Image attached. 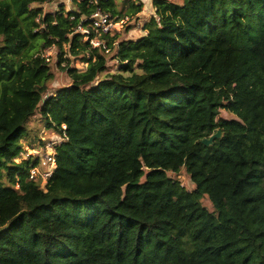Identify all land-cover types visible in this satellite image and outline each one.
Segmentation results:
<instances>
[{
    "label": "trees",
    "instance_id": "16d2710c",
    "mask_svg": "<svg viewBox=\"0 0 264 264\" xmlns=\"http://www.w3.org/2000/svg\"><path fill=\"white\" fill-rule=\"evenodd\" d=\"M52 1L0 0V264H264V0H153L106 49L91 15L142 2ZM54 47L71 83L49 95ZM37 115L64 140L45 187L18 162Z\"/></svg>",
    "mask_w": 264,
    "mask_h": 264
},
{
    "label": "rangeland",
    "instance_id": "374dc122",
    "mask_svg": "<svg viewBox=\"0 0 264 264\" xmlns=\"http://www.w3.org/2000/svg\"><path fill=\"white\" fill-rule=\"evenodd\" d=\"M136 1H138L137 3L142 2L144 4L143 12L134 19L126 18L125 20L120 21V22L114 19V23H117V24H114L109 34L111 35L118 34L120 35L121 39H133V40L138 39L145 34V32L143 31L145 22L149 21V19L155 14V10L153 8V0H136ZM170 1L174 3H178V4H181L183 2V0H170ZM51 7L47 6V9L49 8V10L47 11H45L46 9L44 8L45 13H48V12L52 13L54 9H57V8H51ZM72 8L74 7L71 5L70 7H67L66 10L69 11ZM49 53L51 55L50 64L56 76L55 81L50 87L49 95H51L52 93L56 92V90L67 87L71 83V81L69 77L67 76V73L61 69L65 66V64H63L62 67L59 68V65H58L59 50L54 47V48L49 49ZM68 58H70V60L73 62L72 66L79 69L81 72L87 69V64H84L81 59H77L71 56H69ZM117 71H118L117 61L114 60L113 55H109L108 72L116 73ZM104 77H105V74L101 77V79H103ZM39 116L40 115H37V117L33 119L31 123L29 124L30 130H32L31 131L32 137L36 138L35 139L36 141L33 144L30 143V140H24L21 142L24 150H23V156H20V158L23 157V159L18 160V162L28 161L30 158L40 157L43 168L47 171V175H50L49 171L51 167L55 166V164L51 165L46 158L50 155L54 156L55 154L54 147L57 144H60L62 141H61V138L57 136L52 129L47 128L45 122H43ZM220 117L225 118V119L235 118L234 115L228 112H225V111L221 112ZM47 154L49 155L46 156ZM39 176H40L39 173L36 172L35 180H37ZM170 177L180 180L182 185L187 190L191 191L195 188L190 176L185 172L184 169H182L178 175L170 174ZM45 184H46V178L42 177L41 187H45ZM202 204L209 211L211 212L214 211V208L208 198H204L202 200Z\"/></svg>",
    "mask_w": 264,
    "mask_h": 264
},
{
    "label": "built area",
    "instance_id": "2783aa9c",
    "mask_svg": "<svg viewBox=\"0 0 264 264\" xmlns=\"http://www.w3.org/2000/svg\"><path fill=\"white\" fill-rule=\"evenodd\" d=\"M53 4V5H52ZM51 5H52V7H51ZM73 6V1L72 0H53L52 2H50V3H46L45 4V11H47V10H49V8L47 9V6H49V7H51V8H57V9H54L53 10V12H57V11H59L60 9H61V7H64L65 8V10H66V8L67 7H70V6ZM73 9V8H72ZM71 9V10H72ZM70 11V10H69ZM91 19V26H92V29H93V31H94V34H95V37L92 39V41H91V43H92V45H93V47L94 48H98V47H101V46H103L104 47V49H106V46H105V44L100 40V36H102V35H108L110 32H111V30H112V28H113V26H114V24H117V23H114V21H113V19L109 16V15H107V14H105V13H103L101 10H97L95 13H93L92 15H91V17H90ZM79 30L82 32V33H86V34H90L89 33V31L88 30H86V29H83L82 27H80L79 28ZM45 59H46V62L47 63H51V55H50V53H49V50H47L46 52H45V54H44V56H43ZM61 143L60 144H57L54 148H55V150H56V148L59 146V145H61L62 143H63V139L61 138ZM41 150V149H40ZM49 154H47L46 156H48ZM20 156H23V153H22V155H20ZM21 159H23V157H21L19 160H21ZM47 160H48V162L52 165V164H55V166H53V167H51V169H52V171H51V169H50V171H49V174L50 175H47V171L43 168V165L41 164V158L39 157V158H30L28 161H30V160H38L39 161V163H38V165L37 166H34L35 164L34 163H32V165H31V167H30V169H31V171H30V176H31V178L32 179H36L35 178V175H36V172H38L39 173V177L40 178H46V182H47V180L50 178V176L52 175V173H53V169L56 167V160H55V154H54V156H52V155H50V156H48L47 158H46ZM44 175H46V176H44ZM38 177V178H39ZM38 178H37V180H38ZM36 180V181H37Z\"/></svg>",
    "mask_w": 264,
    "mask_h": 264
},
{
    "label": "water",
    "instance_id": "95a60500",
    "mask_svg": "<svg viewBox=\"0 0 264 264\" xmlns=\"http://www.w3.org/2000/svg\"><path fill=\"white\" fill-rule=\"evenodd\" d=\"M222 133L219 131L213 135H211L209 138L204 139L201 143L206 146V147H210L213 145V143L215 142V140L221 139L222 138Z\"/></svg>",
    "mask_w": 264,
    "mask_h": 264
}]
</instances>
